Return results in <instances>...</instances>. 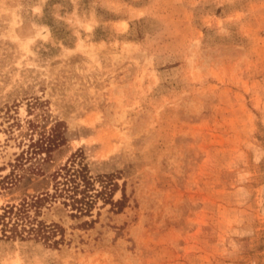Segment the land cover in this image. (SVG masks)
I'll return each mask as SVG.
<instances>
[{
  "label": "rangeland",
  "instance_id": "374dc122",
  "mask_svg": "<svg viewBox=\"0 0 264 264\" xmlns=\"http://www.w3.org/2000/svg\"><path fill=\"white\" fill-rule=\"evenodd\" d=\"M36 197L63 242L0 221V264H264V0H0V215Z\"/></svg>",
  "mask_w": 264,
  "mask_h": 264
},
{
  "label": "trees",
  "instance_id": "16d2710c",
  "mask_svg": "<svg viewBox=\"0 0 264 264\" xmlns=\"http://www.w3.org/2000/svg\"><path fill=\"white\" fill-rule=\"evenodd\" d=\"M53 178L55 180L57 178L61 179V181L55 182V191L59 192L58 196H64L70 201V206L76 213H88L93 203V198L95 197L104 195L107 198L106 201L110 200L111 193H106L107 186H104L98 193H90L93 187L89 178L86 176L84 166L75 168L72 164L56 173ZM42 201H44L43 198L36 197L35 200L30 203H22L19 208H14L13 206L6 207L3 210V214L0 215V221L3 224V232L6 231L11 222V227L8 229L11 232H16L19 226L29 224L30 227L28 228V232H32L36 237H40L44 241H48L56 235H59L60 239L53 240L52 244L54 246L61 244L63 242L62 229L59 226L53 224L46 226L38 222L36 228H34L32 223L33 220L29 219V209H38Z\"/></svg>",
  "mask_w": 264,
  "mask_h": 264
}]
</instances>
